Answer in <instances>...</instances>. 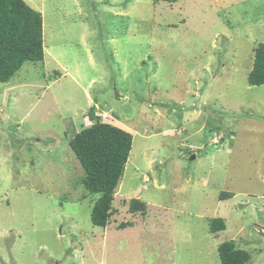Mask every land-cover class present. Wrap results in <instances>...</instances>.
Here are the masks:
<instances>
[{"label":"rangeland","instance_id":"obj_1","mask_svg":"<svg viewBox=\"0 0 264 264\" xmlns=\"http://www.w3.org/2000/svg\"><path fill=\"white\" fill-rule=\"evenodd\" d=\"M24 1L44 57L0 82V264H264V0ZM90 107L132 135L104 227L69 146Z\"/></svg>","mask_w":264,"mask_h":264},{"label":"trees","instance_id":"obj_2","mask_svg":"<svg viewBox=\"0 0 264 264\" xmlns=\"http://www.w3.org/2000/svg\"><path fill=\"white\" fill-rule=\"evenodd\" d=\"M173 3L177 0H152ZM44 57L41 15L24 0H0V82H8L23 63L39 62ZM249 85L264 84V43L257 45L253 64L247 76ZM93 107L88 117L92 124L83 127L69 141V146L80 162L84 175L82 185L89 193L98 194L90 212L94 226L104 227L110 214L111 201L121 179L132 146V135L94 116ZM231 198L232 193H220ZM146 205L138 198L129 201L131 212H145ZM124 227V226H122ZM222 218H213L210 232L224 230ZM221 264H247L250 253L238 248L233 240L223 241L217 248Z\"/></svg>","mask_w":264,"mask_h":264},{"label":"water","instance_id":"obj_3","mask_svg":"<svg viewBox=\"0 0 264 264\" xmlns=\"http://www.w3.org/2000/svg\"><path fill=\"white\" fill-rule=\"evenodd\" d=\"M190 158H191V159H194V158H195V155H192Z\"/></svg>","mask_w":264,"mask_h":264}]
</instances>
